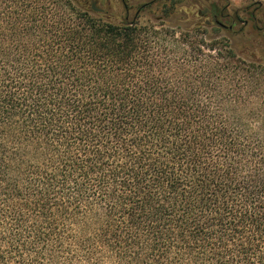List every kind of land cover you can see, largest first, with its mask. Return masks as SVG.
I'll use <instances>...</instances> for the list:
<instances>
[{"label":"trees","instance_id":"1","mask_svg":"<svg viewBox=\"0 0 264 264\" xmlns=\"http://www.w3.org/2000/svg\"><path fill=\"white\" fill-rule=\"evenodd\" d=\"M218 1L0 0V264H264V0Z\"/></svg>","mask_w":264,"mask_h":264},{"label":"rangeland","instance_id":"2","mask_svg":"<svg viewBox=\"0 0 264 264\" xmlns=\"http://www.w3.org/2000/svg\"><path fill=\"white\" fill-rule=\"evenodd\" d=\"M145 1L148 0H126V2L131 5L130 8V15H132L136 9V6L144 3ZM176 1V5L177 6H189L188 7V11L189 12H193L196 10V4H198L197 1L199 2H203V0H174ZM211 1H218V0H211ZM221 5H223L225 2L224 1H218ZM248 1L247 0H228V9L227 12L232 15L233 12L240 8L243 7ZM159 15L160 14V10L157 9H144L141 12V17L140 19H144L146 17V15ZM244 20L247 17H242ZM256 18L257 19H263L264 18V9L256 14ZM241 19V20H243ZM248 19V18H247ZM171 22L172 23H177L176 18L173 16L171 17ZM233 32L227 33V32H223V31H213V30H208L207 34L211 37H217V40H223L226 37L229 39L230 44L232 46V48L236 51L239 52L241 49L246 48L250 53H258V49H257V45L259 42V37L255 34L249 31L248 25L245 26L242 22L236 23L233 25ZM262 34V33H261ZM262 39H264V35H262ZM226 40V39H225ZM252 57L256 56V55H250ZM257 78V77H256ZM263 79H264V75H263Z\"/></svg>","mask_w":264,"mask_h":264}]
</instances>
